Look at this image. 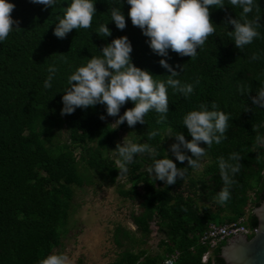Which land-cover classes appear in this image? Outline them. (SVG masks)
Instances as JSON below:
<instances>
[{"label":"trees","instance_id":"16d2710c","mask_svg":"<svg viewBox=\"0 0 264 264\" xmlns=\"http://www.w3.org/2000/svg\"><path fill=\"white\" fill-rule=\"evenodd\" d=\"M12 2L16 5L12 15L20 19V28L0 42V264H38L49 253H61L75 190L96 183L114 186L119 196L138 207L129 215L134 232L115 226L112 244L117 253L109 264H163L174 251L179 252L174 264H225L220 253L226 242L211 251L206 263L201 262L207 252L201 235L210 223L225 224L240 217H246L248 227L255 229L252 209L264 198V143L257 139L264 137V108L251 99L264 85V0H256L253 12L247 14L249 19L260 17V36L243 49L235 47L223 24L226 14L239 18L242 10L228 0L224 9H212L210 19L216 31L197 55L180 57L170 51L166 58L179 73L177 78L194 85L193 93L185 98L169 88L166 119L149 111L145 123L134 128L126 122L111 125L109 119L114 117L100 120L105 111L102 105L60 115L67 76L91 56H99V47L113 37L127 35L133 62L159 75L155 79L169 75L159 64L162 57L152 52L147 37L127 17L130 6L122 4L127 26L118 30L109 22L107 0H96L91 27L58 38L52 28L67 0L44 11L29 0ZM104 23L112 30L107 38L95 33ZM254 53L259 59H250ZM50 65L56 72L51 87L45 88ZM213 102L229 114V127L219 144L204 146L201 160L205 164L199 175L189 168L183 179L164 185L148 174L152 158L147 153L136 154L128 173L119 175L114 148L121 133L128 140L151 144L162 158L175 142L174 136H168L183 132L186 139L191 138L183 125L185 113L201 104L211 107ZM131 106L127 103L121 114ZM151 131L157 135L149 139ZM232 152L240 154L241 167L233 176L229 200L221 206L213 200L223 186L218 158L227 159ZM185 166L187 161L177 163V167ZM122 178L124 183L119 182ZM153 229L160 236L158 251L149 253L145 247Z\"/></svg>","mask_w":264,"mask_h":264},{"label":"clouds","instance_id":"9594fccd","mask_svg":"<svg viewBox=\"0 0 264 264\" xmlns=\"http://www.w3.org/2000/svg\"><path fill=\"white\" fill-rule=\"evenodd\" d=\"M107 2L110 5L107 10L109 22L118 30H123L127 26L122 4L130 6L127 17L131 24L138 27L141 34L147 37L146 43L152 52L162 57L159 64L169 75L163 80L155 79L154 77L159 75L133 62L131 56L133 45L129 37L127 35L113 37L99 47L101 53L99 56H91L86 63L67 76V87L61 92L60 115H71L78 108L84 110L102 105L105 111L100 115V120L114 117L115 124L126 122L129 128H134L137 123L144 124L145 114L149 111L161 114V120H164L169 112L168 89H173L185 98L194 90L192 83L182 82L177 78L179 73L166 59L170 58L169 52H174L180 57H195L198 48H201L208 37L216 31V23L210 19V11L224 9L225 0H107ZM29 3L42 6L44 11L61 4V0H29ZM228 3L242 11L239 18L226 14L223 24L228 29V35L235 47L243 49L254 38L260 36L257 31L261 26L260 17L254 15L249 19L247 15L253 12L256 0H228ZM95 4L96 0H67V6L63 7V15L54 23L53 34L58 38H65L74 29L91 27L93 16L97 12ZM15 8L12 0H0V42L4 41L14 28H20V19L12 15ZM108 23L99 25L95 32L99 37L107 38L112 35ZM250 59L256 60L259 56L254 53ZM55 72V66L50 65L49 75L44 81L45 88L51 87ZM251 99L254 105L264 108V85L256 90V95ZM129 102L132 106L124 108L121 114L122 107ZM228 121L229 114L220 110L215 102L211 107L201 104L198 108L191 109L183 116V125L191 138L186 139L183 132L168 136H174L175 142L165 149L167 155L162 158L158 157L149 143L123 139L122 142H117L114 148L118 157L115 162L119 166V175L128 173V165L136 154L147 153L152 158V163L147 169L148 174L155 181L172 185L176 183L177 178L183 179L189 168L200 167L201 159L206 154L204 146L210 147L214 142L219 144L224 139L229 127ZM156 135L157 131H151L148 138ZM257 139L264 143V137ZM240 159L238 152H232L227 159L218 158L223 186L213 200L221 206L230 198L229 189L234 182L233 176L240 171ZM185 161L187 166L177 167V163L184 164ZM38 264H70V260L64 253H49L40 259ZM165 264L169 262L165 261Z\"/></svg>","mask_w":264,"mask_h":264},{"label":"rangeland","instance_id":"374dc122","mask_svg":"<svg viewBox=\"0 0 264 264\" xmlns=\"http://www.w3.org/2000/svg\"><path fill=\"white\" fill-rule=\"evenodd\" d=\"M109 121L116 125L114 118ZM62 139L66 140V132H63ZM123 139L128 140L125 133L120 134V142ZM204 164L205 161L201 160L200 167L195 169L196 175L201 173ZM124 180L122 178L119 182L124 183ZM72 206L69 232L61 253L69 257L70 264H109L117 253L112 244V232L117 225L134 232L129 215L138 211L137 203L119 196L114 186L96 183L93 187L76 189ZM159 238L153 229L145 247L149 253L158 251ZM54 253L60 252L56 250Z\"/></svg>","mask_w":264,"mask_h":264},{"label":"water","instance_id":"95a60500","mask_svg":"<svg viewBox=\"0 0 264 264\" xmlns=\"http://www.w3.org/2000/svg\"><path fill=\"white\" fill-rule=\"evenodd\" d=\"M252 214L257 220L253 235L235 236L221 247L220 257L225 264H264V198Z\"/></svg>","mask_w":264,"mask_h":264},{"label":"built area","instance_id":"2783aa9c","mask_svg":"<svg viewBox=\"0 0 264 264\" xmlns=\"http://www.w3.org/2000/svg\"><path fill=\"white\" fill-rule=\"evenodd\" d=\"M255 229H250L247 225V218L240 217L237 220L225 224H214L210 223L207 225L205 231L200 237V243L206 246L207 252L201 257V262L206 263L211 251L216 249L222 243L228 241L229 239L244 235L250 237L253 235ZM179 257V252L174 251L171 255L167 256L163 262L168 261L169 264H174Z\"/></svg>","mask_w":264,"mask_h":264}]
</instances>
